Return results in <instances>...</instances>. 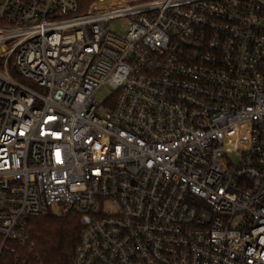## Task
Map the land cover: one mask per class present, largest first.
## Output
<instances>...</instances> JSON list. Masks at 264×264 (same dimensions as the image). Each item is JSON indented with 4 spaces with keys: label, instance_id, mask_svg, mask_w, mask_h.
<instances>
[{
    "label": "built area",
    "instance_id": "1",
    "mask_svg": "<svg viewBox=\"0 0 264 264\" xmlns=\"http://www.w3.org/2000/svg\"><path fill=\"white\" fill-rule=\"evenodd\" d=\"M83 4L0 0V258L51 212L73 264H264V0Z\"/></svg>",
    "mask_w": 264,
    "mask_h": 264
},
{
    "label": "trees",
    "instance_id": "2",
    "mask_svg": "<svg viewBox=\"0 0 264 264\" xmlns=\"http://www.w3.org/2000/svg\"><path fill=\"white\" fill-rule=\"evenodd\" d=\"M76 2L83 10L86 0ZM29 231V241L23 246L12 244L14 253L4 254L0 264H73L80 234L76 214L47 212L30 220Z\"/></svg>",
    "mask_w": 264,
    "mask_h": 264
},
{
    "label": "rangeland",
    "instance_id": "3",
    "mask_svg": "<svg viewBox=\"0 0 264 264\" xmlns=\"http://www.w3.org/2000/svg\"><path fill=\"white\" fill-rule=\"evenodd\" d=\"M13 75H15L13 72H12ZM111 95V91L109 89H106V88H102L101 90H99L96 94H95V100L98 102V103H104L107 98ZM230 161L232 163L235 162V158L234 157H231ZM224 163L226 162H223V161H220V165L221 166H224Z\"/></svg>",
    "mask_w": 264,
    "mask_h": 264
}]
</instances>
